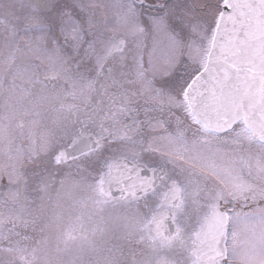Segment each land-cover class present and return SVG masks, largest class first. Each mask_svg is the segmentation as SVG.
Segmentation results:
<instances>
[{
    "label": "rangeland",
    "instance_id": "1",
    "mask_svg": "<svg viewBox=\"0 0 264 264\" xmlns=\"http://www.w3.org/2000/svg\"><path fill=\"white\" fill-rule=\"evenodd\" d=\"M49 4L46 11L45 3L38 11L28 0H0V264H67L66 260L89 264L101 246L147 231L154 210L151 203L110 206L102 198L101 179L109 159L105 153L101 157V150L60 161L61 148L69 144L74 125L82 129L95 121L86 108L95 97L92 69L107 58V31L120 27L113 17L114 4L119 17L130 7L119 0H51ZM96 11L104 31L97 27ZM34 17L42 23H24ZM21 44L26 53L17 60L15 51ZM134 79L143 88H139L141 95H134L127 82L126 99L136 105L137 111L128 113L141 119L146 146L152 151L144 157L168 160L164 163L172 173L167 178L185 187V205L179 216L185 224L182 232L193 238L208 211L218 202L227 204L226 259L212 264H264V215L240 216L248 212L250 202L251 210L264 212V205L254 204L264 195V146L250 137L241 122L234 124L227 133L236 131V143L220 145L241 159L243 169L236 174L230 168L234 164L230 153L200 142L201 134L209 141L225 134L210 135L191 117L183 102L184 86L172 87L164 95L158 91L156 97L148 92L147 101L143 91L153 87L139 73ZM118 113L125 122L127 112ZM110 125L105 123L106 128ZM130 127L119 131L141 132ZM105 133L96 138L108 141L104 148L110 153L115 146L108 147L109 142L118 141L110 139L112 132ZM137 137L128 141L135 143ZM205 173L224 178L230 192L225 195L211 187ZM164 192L158 195L163 197ZM105 226L109 234L100 246L94 238L99 239ZM175 246L173 252L151 255L144 264H195L190 255L193 246Z\"/></svg>",
    "mask_w": 264,
    "mask_h": 264
},
{
    "label": "flooded vegetation",
    "instance_id": "2",
    "mask_svg": "<svg viewBox=\"0 0 264 264\" xmlns=\"http://www.w3.org/2000/svg\"><path fill=\"white\" fill-rule=\"evenodd\" d=\"M119 1L122 5H124V7H130V10L126 12V10L124 9L123 17H119L117 13L118 7L116 4H114L113 17H116L117 21L120 23V27L107 31L110 32V35L108 36L109 47L107 51V58L101 60L99 66L92 69L94 72L93 76L95 81V86L93 87L92 91V97L93 95L95 97L90 100L89 104H87L88 107L86 106V108H90L93 116L95 115V121L88 127L82 129L79 127L80 124L76 123V125H74L76 134L67 146L71 145L82 137H92L96 141V147L91 151H103L104 146L107 145L108 141L97 139L96 136H104L105 131V134H108V132H112L109 135L111 136L113 134L112 138L110 139L115 138L114 140H117L118 142L117 144H112V141H110L108 144V147L115 146V149L112 150L113 155L109 156V164L106 170L107 173L104 174L103 178L101 179V188L104 192H106L104 190V180L106 175L108 174L109 165L111 161L116 157H123L131 162H137L144 164L145 166L150 168L160 169L162 174L157 184L152 189L143 194L133 195L130 193H125L122 196L111 197L107 192L106 193L111 198L119 199L125 195H129L133 199H139L142 205H147L148 203L153 204L154 210L151 213V217L148 223V228L152 236L157 242H160L161 244L174 242L177 246L183 245V247L185 248L186 244L189 245V239L185 238L187 237V235L185 232H182V225L185 224L183 223V219L179 218L185 205V187L175 181H172L171 178H167L172 173L170 169L166 167L167 164L164 163L168 160L160 162L155 161L152 158L148 160L144 157L145 152H149L151 154L152 151L146 146L147 136L142 132V126L140 122L141 119H139V117H136V115H133L134 118H132L130 117V115L132 114L128 113L129 111L133 112V110H137L136 105H130V100L126 99L128 97L126 95V83L130 82V86H132L134 95H141V90L139 89L141 86H139V83L134 79L137 73L141 74L142 81L147 82L149 86L151 85L153 87L143 91L145 99L147 101H149L150 95L156 97L158 91L159 93L161 91L162 95H164L167 94L172 87H176L179 84L184 86L183 102L186 105L189 114L195 120L194 116L191 114L187 106L185 95L186 89L194 76L205 65L214 28L225 0ZM96 16L98 18L97 27H99L100 31L101 27L99 26L100 17L98 11H96ZM12 17L13 16H10V19ZM120 70L123 73L122 75L117 76L116 72ZM166 81H170L171 83H166ZM148 92L150 93V95L148 94ZM176 99L178 100V98ZM158 103L163 102L161 99H159ZM60 106L62 105L60 104ZM68 106V104H64L65 108H69ZM83 108H85V106L81 107V109ZM117 111L121 113L127 112L125 113L127 114L125 122L119 119L120 114ZM135 113L139 115L137 112ZM79 119L80 117H78V120ZM105 123H110L111 125L106 128ZM233 125L222 132H213L203 127V129L210 133V135H225L218 138L217 140L209 141L208 138L201 134V136L199 137V139L201 140L200 142L205 146L222 148L226 150L220 144L228 143L229 145H234L236 143L234 141L238 139V134L235 130H233V133H227L233 129ZM128 126H131L130 128H135V131L138 130L141 132H139V134L137 133V135H132L131 133L119 131V129L124 130L128 128ZM116 133H118V136ZM248 134L250 135L249 132ZM138 135L140 136L137 137ZM175 135H178L177 132ZM132 136L137 137V141L135 143L133 141L130 142L131 140L128 141V139H130ZM250 137L255 140L257 144L264 146L263 143L254 139L251 135ZM67 146H63L61 150ZM120 150L122 153H118ZM227 152L231 154V160L232 162H234L233 167L230 166V168H232L233 172L235 171L236 174H241L243 169L241 159L236 158V154L234 151L230 150V152ZM155 155L157 156V154ZM78 157L80 156L73 157L68 160L60 159V161H73ZM147 160L149 161V163H146ZM151 161L155 162V164L152 165ZM246 167L249 168V165H247ZM205 175L207 183L209 185H213L211 187H213L214 189H219L220 191L224 192L225 195L230 192L229 189H231V186L224 181V178H220L218 176L210 175L207 173H205ZM173 183L176 184L179 188V198L176 204L170 206L166 203L165 194ZM188 185L191 187V191L192 185L190 181L188 182ZM261 187L263 188L262 185ZM163 189H165V192L164 196L162 197L161 194L158 195V192L161 193ZM210 190L212 192L214 191L212 189ZM214 193H216V190L214 191ZM157 195L160 197V200L157 199ZM254 204L257 206L264 205V195L260 194L258 201H256ZM226 205L227 204L220 202H218L217 205H214L200 223V227L198 228L199 232L203 226L205 218L208 216L210 211L215 208H220L224 211L226 215L227 231L230 217L227 215ZM249 205L250 207L248 212L244 214L241 213L240 216H248L255 213L264 215V212H258L260 208L259 210H251L253 205L251 202L249 203ZM162 209H166L172 214L171 221L174 225L175 233L169 238L156 237L151 232V218L154 214L158 213ZM187 229L188 228L184 227V231H186ZM198 236L197 243L196 241L193 242V244L195 245L192 253L193 258L194 250L199 244ZM225 259L219 261L224 262ZM195 264L199 263L195 261Z\"/></svg>",
    "mask_w": 264,
    "mask_h": 264
},
{
    "label": "water",
    "instance_id": "3",
    "mask_svg": "<svg viewBox=\"0 0 264 264\" xmlns=\"http://www.w3.org/2000/svg\"><path fill=\"white\" fill-rule=\"evenodd\" d=\"M187 106L205 129L222 132L241 122L250 135L264 144V0H225L216 22L204 67L186 89ZM96 147L92 137H82L60 151L62 160ZM161 170L114 158L104 180L111 196L143 194L160 179ZM179 188L172 184L166 203L176 204ZM171 212L162 209L151 218V232L169 238L175 233ZM226 215L210 211L199 234L194 259L212 264L226 258Z\"/></svg>",
    "mask_w": 264,
    "mask_h": 264
},
{
    "label": "trees",
    "instance_id": "4",
    "mask_svg": "<svg viewBox=\"0 0 264 264\" xmlns=\"http://www.w3.org/2000/svg\"><path fill=\"white\" fill-rule=\"evenodd\" d=\"M29 4L31 3L33 8L37 9L38 11H42L43 9H39L41 8V5H43V3H45V7L44 10L46 11L47 9H49V7L51 6L49 3L51 0H28ZM49 2V3H48ZM43 7V6H42ZM14 18V16L12 17ZM15 22V19H13ZM42 19L40 17L36 18H31L30 20H25L24 23H27L29 25H39L40 23H42ZM25 44H21L17 47L16 51H15V56L17 60H20L19 58L22 57V54L26 53V50L24 49ZM76 134V130H75V126L73 128V133L72 135L68 138L67 143H70L71 140L73 139V137ZM124 151V150H123ZM102 155L101 157L104 158V153L107 159H109V156L113 155L112 151L107 150V148H104V150L102 151ZM116 152V151H115ZM118 153H122L121 150ZM1 177V174H0ZM1 180V179H0ZM2 183V182H1ZM157 199L160 200V197L157 195L156 196ZM102 198L108 202L111 205H117V204H124L126 203H140L139 199H133L131 196L129 195H125L122 198L116 199V198H111L106 192L103 191L102 194ZM120 206V205H119ZM109 223V221H108ZM107 226H105L102 231H100V236L99 239L94 238L95 243H97L99 241L100 246L104 245L102 243H105L106 240V233L109 234L108 231H105ZM147 231L144 232H139L138 236H130L127 237L126 236H122L120 237L117 242H113L112 245H104L101 246L97 254L98 250H95L94 253L95 257L93 258V260L91 261V263L89 264H144L146 262V260L151 256L154 255L155 253H159V252H166L168 251L173 252L175 250V243L174 242H169L166 244V246H164V243H157V241L155 240V238L152 236V234L149 231L148 225L146 226ZM116 232V231H114ZM106 235V236H105ZM187 237L190 241H189V246H193L195 247V245L193 244L194 241H196L197 243V236L199 235V230H197L196 236H194L193 238L189 237V235L186 233ZM98 236V235H97ZM105 236V238H104ZM94 242V241H93ZM193 247L192 252H190V255L193 253ZM189 248V247H188ZM167 252V253H168ZM193 258V256H192ZM66 263L68 264L69 261L66 260ZM84 264H88L87 262Z\"/></svg>",
    "mask_w": 264,
    "mask_h": 264
},
{
    "label": "snow or ice",
    "instance_id": "5",
    "mask_svg": "<svg viewBox=\"0 0 264 264\" xmlns=\"http://www.w3.org/2000/svg\"><path fill=\"white\" fill-rule=\"evenodd\" d=\"M166 83H171L170 81H166ZM185 87H186V85H185Z\"/></svg>",
    "mask_w": 264,
    "mask_h": 264
}]
</instances>
